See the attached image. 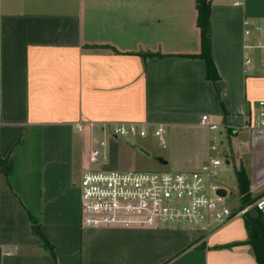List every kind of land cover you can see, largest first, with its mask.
<instances>
[{
    "label": "crops",
    "instance_id": "crops-1",
    "mask_svg": "<svg viewBox=\"0 0 264 264\" xmlns=\"http://www.w3.org/2000/svg\"><path fill=\"white\" fill-rule=\"evenodd\" d=\"M246 20L264 23V0H211V72L197 0H0V162L13 164L0 173V264H258L244 217L205 241L81 224L84 173L130 167L91 162L113 125L165 127L154 170L196 171L221 152L218 182L236 206L243 172L252 200L264 192V133L241 129V112L264 102V65H245Z\"/></svg>",
    "mask_w": 264,
    "mask_h": 264
},
{
    "label": "built area",
    "instance_id": "built-area-1",
    "mask_svg": "<svg viewBox=\"0 0 264 264\" xmlns=\"http://www.w3.org/2000/svg\"><path fill=\"white\" fill-rule=\"evenodd\" d=\"M240 7L243 0H232ZM245 65L251 66L257 57L264 65V23L244 22ZM3 75L0 61V94ZM241 114L246 118L242 130L264 133V102L252 112ZM2 108L0 106V124ZM203 126L210 131L219 129L209 117L202 118ZM112 138H146L153 133L159 145L166 148L167 131L164 126L147 124H119L108 127ZM214 140L211 152L216 153ZM105 142L96 145L91 152V162L99 165L101 149ZM105 157L103 161H105ZM224 161L212 155L196 171L150 173L122 172L96 167L84 173L81 183V224L85 230H162L171 225L185 227L207 240L213 233L235 218L250 214L264 216V192L252 204L238 210L226 203L228 195L218 194ZM170 229V228H168Z\"/></svg>",
    "mask_w": 264,
    "mask_h": 264
},
{
    "label": "rangeland",
    "instance_id": "rangeland-1",
    "mask_svg": "<svg viewBox=\"0 0 264 264\" xmlns=\"http://www.w3.org/2000/svg\"><path fill=\"white\" fill-rule=\"evenodd\" d=\"M107 134L111 135L110 130H107ZM165 135V139H166ZM105 143L106 146L104 149H101V160L100 163L101 165H105V161H103L104 157L106 159V163H109L113 157L117 156L120 158H123L125 160H128V163L125 162L126 165L130 164V167L127 169H116L118 171L122 172H130V171H135V172H142V173H150V172H155V171H169V172H179V171H174L169 168V166H159L158 170H154L152 167H154V162L157 163L155 160L154 153H166L168 152V144L166 140V148H163L159 145L157 139L153 136V133L150 132L148 137L146 138H111L106 137L105 138ZM227 145V142H226ZM221 147V146H220ZM219 147V148H220ZM224 148L220 149L219 151H222ZM144 151V152H143ZM216 155V154H215ZM218 155L222 158L221 152L218 153ZM216 155V156H218ZM130 159V161H129ZM133 159V160H132ZM103 169L111 171L115 169L111 168H105ZM183 172V171H180ZM230 182L235 183V179L231 177V174H228V178ZM228 191V196L229 198L226 200V203L229 204L230 206H233L237 208V210L240 208L239 206H236L239 204L238 202V196H233L231 198V191L230 189ZM168 228L174 229V230H182L185 227H182L180 225H171L164 227V230H167ZM162 229V230H163ZM186 229V228H185ZM186 232V231H185ZM191 232L192 231H189Z\"/></svg>",
    "mask_w": 264,
    "mask_h": 264
},
{
    "label": "trees",
    "instance_id": "trees-1",
    "mask_svg": "<svg viewBox=\"0 0 264 264\" xmlns=\"http://www.w3.org/2000/svg\"><path fill=\"white\" fill-rule=\"evenodd\" d=\"M198 11V26L202 34V48L203 57H205L207 64L210 66L211 72L214 71V65L210 62L209 51V34H210V14H211V0H197ZM147 57H152L146 55ZM13 171V164L11 160L0 162V173L9 176ZM241 183V195L243 198V206H248L254 202L249 195V185L246 174L243 172L239 179ZM246 229L248 233V244L253 250V254L258 264H264V216L257 213L256 216L249 215L246 217ZM33 235L40 237V233L36 227L33 226Z\"/></svg>",
    "mask_w": 264,
    "mask_h": 264
},
{
    "label": "water",
    "instance_id": "water-1",
    "mask_svg": "<svg viewBox=\"0 0 264 264\" xmlns=\"http://www.w3.org/2000/svg\"><path fill=\"white\" fill-rule=\"evenodd\" d=\"M144 152V151H143ZM218 194L221 196V197H226L227 196V191L225 190V189H220L219 191H218ZM253 216H255L256 214L254 213V214H252Z\"/></svg>",
    "mask_w": 264,
    "mask_h": 264
}]
</instances>
